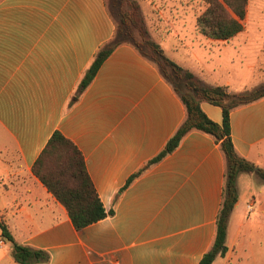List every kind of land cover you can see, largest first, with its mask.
I'll use <instances>...</instances> for the list:
<instances>
[{
  "label": "crops",
  "instance_id": "0c3cea01",
  "mask_svg": "<svg viewBox=\"0 0 264 264\" xmlns=\"http://www.w3.org/2000/svg\"><path fill=\"white\" fill-rule=\"evenodd\" d=\"M243 24L229 40L196 29L182 35L188 61L177 64L233 94L264 85L255 73L252 86L232 88L244 77L235 60L256 54L258 65L264 62V0H249ZM114 32L105 0H0V220L17 242L47 251V264H199L212 245L221 205L220 143L194 130L149 164L186 109L159 68L131 45L116 47L73 100ZM171 33L181 37V31ZM152 38L164 51L163 40ZM201 107L222 124L221 107ZM230 126L239 155L264 169V97L233 109ZM55 131L78 147L103 205L113 210L80 230L33 173ZM237 188L227 252L212 264H264L263 243L254 239L264 230V182L241 173ZM0 264H19L1 229Z\"/></svg>",
  "mask_w": 264,
  "mask_h": 264
},
{
  "label": "trees",
  "instance_id": "16d2710c",
  "mask_svg": "<svg viewBox=\"0 0 264 264\" xmlns=\"http://www.w3.org/2000/svg\"><path fill=\"white\" fill-rule=\"evenodd\" d=\"M201 2L205 4V9L196 17V30L202 35L216 40H229L244 30L243 22L249 0H201ZM111 3V9L107 7V10L114 21L115 32L95 54L77 87L73 100L87 88L103 61L120 45L135 47L142 56L159 68L165 79L179 94L186 109V117L167 141L163 151L149 164L157 163L174 151L183 137L194 130L212 135L220 143L224 156V186L216 218V232L210 249L199 263L212 264L217 257H223L227 252L228 221L239 197L237 188L239 174L254 173L264 182V169L257 167L236 151L231 139L230 126L231 111L263 98L264 85L245 90L241 94H233L228 92L227 86L205 84L191 71L184 69L165 55L160 44L152 38L136 0H112ZM167 68L172 71V78L169 77ZM202 102L222 108V124L215 123L205 114L201 107ZM32 169L35 176L66 208L76 229L80 230L113 213V210L108 212L103 205L87 172L82 153L60 131L52 134ZM131 181L132 179L127 184ZM0 229L2 237L11 242L13 257L17 263L47 264L49 262L50 255L47 251L17 242L2 220H0Z\"/></svg>",
  "mask_w": 264,
  "mask_h": 264
},
{
  "label": "rangeland",
  "instance_id": "374dc122",
  "mask_svg": "<svg viewBox=\"0 0 264 264\" xmlns=\"http://www.w3.org/2000/svg\"><path fill=\"white\" fill-rule=\"evenodd\" d=\"M105 1L107 7L111 9L112 0ZM136 1L140 5L142 16L144 17L151 36L158 40H163L165 55L176 63L188 61L189 50L182 47L180 48L181 41L185 39L182 35H188L193 29H196V17L205 9V4L202 3L201 0ZM250 14L251 17L255 14L252 5ZM172 31H181V37L176 38L171 33ZM255 55L256 54H249L243 59L235 60L240 69V74H243L244 77L242 78V81L234 83L232 87L234 90L245 88L244 86L246 85L248 87L252 86L251 82H256V79L253 76L255 73L260 75L262 79L264 78V62L263 64L258 65L259 62L256 60ZM224 63V65H226L224 67H229V63L226 59L224 60ZM250 66H255L256 69L254 70L250 68ZM167 73L169 77H173L172 71L169 68H167ZM249 88L255 89L256 87ZM254 239L263 243L259 246V249L264 250V230H259L255 233Z\"/></svg>",
  "mask_w": 264,
  "mask_h": 264
}]
</instances>
